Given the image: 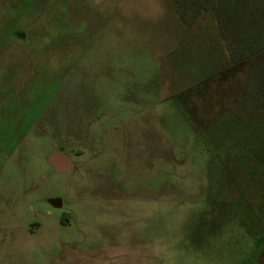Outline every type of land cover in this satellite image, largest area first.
Listing matches in <instances>:
<instances>
[{
  "label": "rangeland",
  "instance_id": "rangeland-1",
  "mask_svg": "<svg viewBox=\"0 0 264 264\" xmlns=\"http://www.w3.org/2000/svg\"><path fill=\"white\" fill-rule=\"evenodd\" d=\"M82 2L94 27L53 92L55 126L21 132L0 71V264H254L264 115L244 112L246 66L212 12L186 26L170 0Z\"/></svg>",
  "mask_w": 264,
  "mask_h": 264
},
{
  "label": "crops",
  "instance_id": "crops-1",
  "mask_svg": "<svg viewBox=\"0 0 264 264\" xmlns=\"http://www.w3.org/2000/svg\"><path fill=\"white\" fill-rule=\"evenodd\" d=\"M94 22L82 0H0V71L28 122L21 132H39L34 126L39 121L58 122L53 95ZM40 90L51 92L44 97Z\"/></svg>",
  "mask_w": 264,
  "mask_h": 264
},
{
  "label": "trees",
  "instance_id": "trees-1",
  "mask_svg": "<svg viewBox=\"0 0 264 264\" xmlns=\"http://www.w3.org/2000/svg\"><path fill=\"white\" fill-rule=\"evenodd\" d=\"M179 20L191 26L211 11L229 62L246 66L241 102L249 116L264 115V0H170ZM260 58L255 64L248 62ZM254 264H264V249Z\"/></svg>",
  "mask_w": 264,
  "mask_h": 264
},
{
  "label": "water",
  "instance_id": "water-1",
  "mask_svg": "<svg viewBox=\"0 0 264 264\" xmlns=\"http://www.w3.org/2000/svg\"><path fill=\"white\" fill-rule=\"evenodd\" d=\"M47 161L61 173L70 172L73 169V162L69 159V156L63 152L54 151L47 156ZM59 198L53 199L52 203L58 206Z\"/></svg>",
  "mask_w": 264,
  "mask_h": 264
}]
</instances>
